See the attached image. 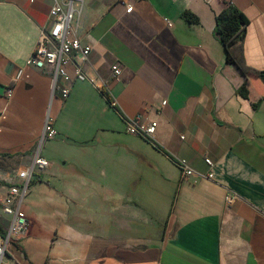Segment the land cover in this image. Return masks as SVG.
<instances>
[{"label":"crops","instance_id":"obj_1","mask_svg":"<svg viewBox=\"0 0 264 264\" xmlns=\"http://www.w3.org/2000/svg\"><path fill=\"white\" fill-rule=\"evenodd\" d=\"M54 2L0 0L5 233L2 201L33 164L49 112L58 133L24 198L28 235L6 261L264 264V82L251 76L244 97L246 78L215 36L231 3L248 20L246 62L264 70V0H131V13L122 0H85L75 31L105 87L77 82L66 100L27 65ZM139 116L158 124L155 141L126 132ZM179 159L197 176L184 180Z\"/></svg>","mask_w":264,"mask_h":264},{"label":"built area","instance_id":"obj_2","mask_svg":"<svg viewBox=\"0 0 264 264\" xmlns=\"http://www.w3.org/2000/svg\"><path fill=\"white\" fill-rule=\"evenodd\" d=\"M34 1V0H31ZM127 7V13L133 11L131 0H122ZM85 0H55L50 11L52 25L41 32L39 41L27 61V65L48 74L53 81V96L60 95L66 100L77 82H89L93 86L104 90L105 84L99 77L91 76L86 71V65L90 62L93 47L91 44H83L76 35L75 24ZM170 26H172L170 24ZM114 74L120 75L118 67H114ZM13 90L9 88L6 92L11 97ZM167 101L163 102L166 105ZM55 119L47 115L43 134L40 139L35 159L31 167L19 174L20 185L11 187L2 201L3 212L10 217V225L0 240V264H9L6 261L7 251L14 241H22L29 232V219L23 210L24 198L38 171L50 167V162L41 155L44 143L58 136L54 128ZM126 132L131 135L145 137L155 141L158 124L156 122H145L141 116L137 118H126ZM206 163L213 167L210 159ZM178 165L182 172V178L189 180L197 173L188 165L184 159H179ZM210 178L212 175L209 176ZM228 203H232L233 197H227Z\"/></svg>","mask_w":264,"mask_h":264},{"label":"trees","instance_id":"obj_3","mask_svg":"<svg viewBox=\"0 0 264 264\" xmlns=\"http://www.w3.org/2000/svg\"><path fill=\"white\" fill-rule=\"evenodd\" d=\"M189 22H198V18L189 12L184 14ZM248 20L245 14L231 3H224L221 13L216 18L215 36L224 46L227 61L238 67L246 78V84L241 89V94H249L247 84L251 76L260 78L264 82V70L250 67L245 59V35ZM104 92V90H102ZM0 233L5 236V231L0 224Z\"/></svg>","mask_w":264,"mask_h":264}]
</instances>
